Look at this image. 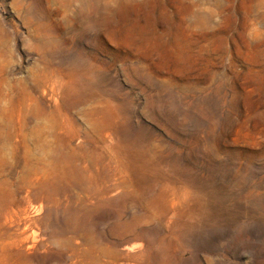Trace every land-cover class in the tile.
I'll return each mask as SVG.
<instances>
[{
  "label": "rangeland",
  "instance_id": "rangeland-1",
  "mask_svg": "<svg viewBox=\"0 0 264 264\" xmlns=\"http://www.w3.org/2000/svg\"><path fill=\"white\" fill-rule=\"evenodd\" d=\"M0 264H264V0H0Z\"/></svg>",
  "mask_w": 264,
  "mask_h": 264
},
{
  "label": "bare ground",
  "instance_id": "bare-ground-1",
  "mask_svg": "<svg viewBox=\"0 0 264 264\" xmlns=\"http://www.w3.org/2000/svg\"><path fill=\"white\" fill-rule=\"evenodd\" d=\"M52 74H53V71L44 70L41 72L40 77L42 79H46L49 76H51ZM25 99H26V96L24 94L17 99L11 100V103L9 105V114L11 115V117H17V118L21 117V115L25 109ZM40 109H42V108H40ZM56 112L58 114H60L59 110L57 108H56Z\"/></svg>",
  "mask_w": 264,
  "mask_h": 264
}]
</instances>
